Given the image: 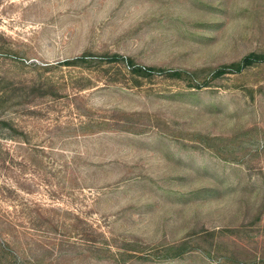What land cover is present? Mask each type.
<instances>
[{
	"label": "rangeland",
	"instance_id": "1",
	"mask_svg": "<svg viewBox=\"0 0 264 264\" xmlns=\"http://www.w3.org/2000/svg\"><path fill=\"white\" fill-rule=\"evenodd\" d=\"M252 54L264 0H0L9 262L264 264V61L215 76Z\"/></svg>",
	"mask_w": 264,
	"mask_h": 264
},
{
	"label": "trees",
	"instance_id": "2",
	"mask_svg": "<svg viewBox=\"0 0 264 264\" xmlns=\"http://www.w3.org/2000/svg\"><path fill=\"white\" fill-rule=\"evenodd\" d=\"M103 60L101 61H113V62H117V61H120V62H125V59L124 58H121L120 56H114L112 58H109V57H105V58H102ZM83 60V59H81ZM264 61V57L263 56H259V55H249L245 58H243L241 61L237 62V63H233L231 65H228V66H225V67H222L220 70L216 71L215 73V76L216 77H219V76H222L224 74H227V73H230V72H234V73H240L241 71H243L244 69L248 68V67H251L254 63H258V62H262ZM128 66L131 67V70L133 73H137L139 75H144V74H152V73H165L164 70L162 69H155V68H148V69H142V68H134V64L132 61L130 60H127L126 61ZM170 76H173V77H177V78H181L182 77V73L180 72H174L172 73ZM0 104H1V101H0ZM0 109H1V105H0ZM9 122L8 120L4 119L2 116H0V139H1V136L4 135L7 131H10L8 130L9 129ZM3 154V153H1ZM8 248V244L5 243L4 241H2V238L0 236V254H2L1 256V259H0V264H18V260L17 258H15L14 256L11 257V260L9 262L8 258L7 257V249ZM10 259V258H9ZM2 261H6L8 263H4Z\"/></svg>",
	"mask_w": 264,
	"mask_h": 264
}]
</instances>
